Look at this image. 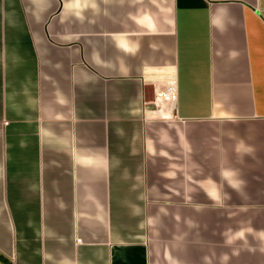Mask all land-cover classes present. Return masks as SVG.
I'll return each mask as SVG.
<instances>
[{"label": "crops", "instance_id": "0c3cea01", "mask_svg": "<svg viewBox=\"0 0 264 264\" xmlns=\"http://www.w3.org/2000/svg\"><path fill=\"white\" fill-rule=\"evenodd\" d=\"M0 264H264V0H0Z\"/></svg>", "mask_w": 264, "mask_h": 264}]
</instances>
